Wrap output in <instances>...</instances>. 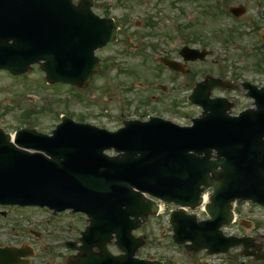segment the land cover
<instances>
[{
    "label": "water",
    "instance_id": "95a60500",
    "mask_svg": "<svg viewBox=\"0 0 264 264\" xmlns=\"http://www.w3.org/2000/svg\"><path fill=\"white\" fill-rule=\"evenodd\" d=\"M91 6L90 0L77 5L72 0H0V68L21 74L39 63L49 82L86 87L100 67L95 50L114 41L117 31L112 19L100 18ZM197 53L182 50L186 59H196ZM213 86L200 83L193 93L192 101L203 105L205 114L190 127L155 117L128 121L112 132L64 117L52 135L23 128L15 143L0 128V203L87 213L82 260L71 264H163L134 258L144 240L132 230L158 211L145 194L195 208L201 193L212 187L206 206L210 219L197 221L183 208L172 212L174 240H190L188 248L210 253L226 251L234 241L221 227L234 215L231 203L264 205V89L262 97L255 95L256 109L231 117L225 99L209 98ZM112 149L119 154L105 153ZM97 230L107 232L106 240L94 241ZM113 232L125 251L119 258L106 248ZM94 245L103 255L91 251ZM29 254L1 249L0 264H26L19 256Z\"/></svg>",
    "mask_w": 264,
    "mask_h": 264
},
{
    "label": "rangeland",
    "instance_id": "374dc122",
    "mask_svg": "<svg viewBox=\"0 0 264 264\" xmlns=\"http://www.w3.org/2000/svg\"><path fill=\"white\" fill-rule=\"evenodd\" d=\"M93 2L96 12L115 17L120 27L118 41L98 51L103 62L101 69L84 89L49 84L39 65H34L20 77L0 71V127L7 132L13 134L17 129L28 126L50 133L63 115L110 130L122 126L124 120L147 119L148 115H161L179 124L189 123L191 117L201 113L200 107L187 101L191 91L190 86L185 87L184 84H192L191 81L181 73L174 80L169 71L157 77L156 64L146 56H151L152 60L154 55L182 60L179 55L182 46L201 47L197 34L209 39L211 44L206 48L212 54L203 62L191 64V74L194 73L191 78L200 79L210 73L235 84L233 89L236 90L226 92L234 103L233 113L253 106L242 82L249 80L264 85V64L261 70L255 68V64L264 58V46H259L260 32H264V0ZM231 5H241L246 9V15L238 22L227 14L214 17L208 13L207 6L225 10ZM180 25L187 28L181 30ZM233 25L237 27L233 33H214L219 27L228 29ZM157 81L167 86L165 94L161 95L153 88ZM173 208V205L164 204L158 215L149 216L135 231V235L145 240L136 256L160 259L165 264L190 262L186 252L172 239L169 212ZM236 210L238 217L248 218L256 225L250 233L263 236L264 241V209L251 202H240ZM47 211L35 207H0V247H29L33 252L29 264L75 261L70 256L74 251L64 246V240L78 241L80 245L77 237L88 224L87 216L71 211L53 216ZM192 212L200 218L207 217L201 208ZM232 227L237 229L239 225ZM108 246L113 254L120 253L113 242ZM227 254L204 257L197 252L193 259L199 263L207 259L208 264H225L230 261ZM235 264H244L242 258Z\"/></svg>",
    "mask_w": 264,
    "mask_h": 264
},
{
    "label": "flooded vegetation",
    "instance_id": "af4514ba",
    "mask_svg": "<svg viewBox=\"0 0 264 264\" xmlns=\"http://www.w3.org/2000/svg\"><path fill=\"white\" fill-rule=\"evenodd\" d=\"M169 58H171V57H169ZM172 59H174V58H172ZM176 60H178L182 64V67L185 70H189V72L187 74H184V76L187 79H189L191 81V83H192L193 82V78H191V77H192V75L194 73L191 74V68H190V66L193 63L203 62V61L184 62V61L179 60V59H176ZM168 70L172 74H178L175 71H172L171 69H168ZM204 77L195 80L194 81V84L197 81L203 79ZM186 84H189V82H186ZM257 85L258 86H264L263 84H259V83ZM220 90H221V88H215L212 91L213 96H220V95L227 96L226 92H221ZM216 91H219V93L218 92L215 93ZM246 220L244 222H242L241 225L239 224V227L242 228V232L241 233H239V227L237 229L235 228L234 235L237 238L241 239L242 242L240 244H238L237 246H235V247H233V248H231L229 250V252H228L227 255H228V258H230V261L226 262L225 264H233V263L235 264V263H238V261H239L240 258H242V263H244V264H247V263L264 264V260H257V259H255V257H253L252 255L249 254V253L263 254L264 253V241H263V236H255L253 233H250V232L253 231V229L256 227V225L253 224V223H249V221H246ZM245 225H247L250 229L247 230V227H245ZM237 230H238V232H237ZM200 252L202 253V255L204 257H208L206 251H200ZM196 253H189V256L192 258L191 260L193 262L196 261V260L193 259L196 256ZM200 264H208V263L207 262H204V263L201 262ZM219 264H222V263L220 262Z\"/></svg>",
    "mask_w": 264,
    "mask_h": 264
},
{
    "label": "bare ground",
    "instance_id": "6f19581e",
    "mask_svg": "<svg viewBox=\"0 0 264 264\" xmlns=\"http://www.w3.org/2000/svg\"><path fill=\"white\" fill-rule=\"evenodd\" d=\"M204 200L207 201V196L204 197Z\"/></svg>",
    "mask_w": 264,
    "mask_h": 264
}]
</instances>
